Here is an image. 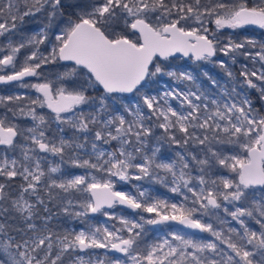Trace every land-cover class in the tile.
<instances>
[{
	"label": "snow or ice",
	"instance_id": "6c2138e0",
	"mask_svg": "<svg viewBox=\"0 0 264 264\" xmlns=\"http://www.w3.org/2000/svg\"><path fill=\"white\" fill-rule=\"evenodd\" d=\"M250 28L264 0H0V85L27 90L0 95V264H264Z\"/></svg>",
	"mask_w": 264,
	"mask_h": 264
},
{
	"label": "rangeland",
	"instance_id": "374dc122",
	"mask_svg": "<svg viewBox=\"0 0 264 264\" xmlns=\"http://www.w3.org/2000/svg\"><path fill=\"white\" fill-rule=\"evenodd\" d=\"M249 36H254V37H257V38H260V37H264V30H261V29H257L255 32H252ZM175 64L177 66H180V67H189L192 65V61L189 59V58H181L179 60H175L174 61ZM211 72L213 73H219V69H216V68H212L211 65H208L206 66ZM238 69H239V65L237 64L236 66H234L233 70L237 72V75H238ZM220 75H222V73H219ZM6 91V94H9V93H13V92H23V93H26L27 90L25 89H20L18 88L17 86H14V87H6L5 89ZM5 93L1 92L0 91V95H3ZM34 94V93H33ZM44 111V110H42ZM54 162H56L58 160V158H52ZM64 167L70 171H76V172H79L80 170H76V169H71L70 165H64ZM133 183H138V182H133ZM145 187H151L150 185L148 184H144ZM117 187H120V185H117ZM98 219H103V218H98ZM167 227L166 226H155L154 228H152V230L149 232V236L151 235H154V234H163L162 230L166 229ZM97 252H103L104 250H96Z\"/></svg>",
	"mask_w": 264,
	"mask_h": 264
},
{
	"label": "trees",
	"instance_id": "16d2710c",
	"mask_svg": "<svg viewBox=\"0 0 264 264\" xmlns=\"http://www.w3.org/2000/svg\"><path fill=\"white\" fill-rule=\"evenodd\" d=\"M39 25H40V21H39V20L31 21V22H29V23L25 26V29H26V31H28V30H33V29L39 27ZM209 27H214V25H209ZM225 31H228V30H225ZM239 31H241V32H243V33H246L247 35H250L252 32H255L256 30H253V29H243V30H239ZM27 79L34 80L35 78H27ZM14 86H16V82H13V84H10V85H0V91L6 94V92H5V91H6V90H5L6 87H14ZM11 93H12V92H11ZM9 94H10V93H9ZM0 111H2V110H0ZM44 112H47V110L44 109ZM143 183H144V184H147V182H143ZM157 189H158V191H159V193H160L161 195H165V196L169 195V194L167 193V191H166L164 188L157 186ZM166 227H167V226H166ZM205 235H206V234H205Z\"/></svg>",
	"mask_w": 264,
	"mask_h": 264
},
{
	"label": "water",
	"instance_id": "95a60500",
	"mask_svg": "<svg viewBox=\"0 0 264 264\" xmlns=\"http://www.w3.org/2000/svg\"><path fill=\"white\" fill-rule=\"evenodd\" d=\"M250 29H257V28H250ZM178 55H179V54H178ZM125 211H128V210H125ZM176 227H180V226L177 225Z\"/></svg>",
	"mask_w": 264,
	"mask_h": 264
},
{
	"label": "flooded vegetation",
	"instance_id": "af4514ba",
	"mask_svg": "<svg viewBox=\"0 0 264 264\" xmlns=\"http://www.w3.org/2000/svg\"><path fill=\"white\" fill-rule=\"evenodd\" d=\"M258 29V28H257ZM257 29H253V30H257ZM47 110V109H46ZM48 111V110H47ZM110 255H112L111 253H110Z\"/></svg>",
	"mask_w": 264,
	"mask_h": 264
}]
</instances>
